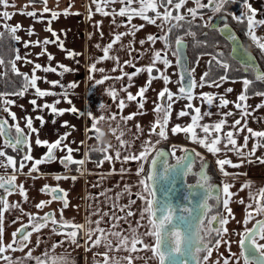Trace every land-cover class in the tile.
Returning a JSON list of instances; mask_svg holds the SVG:
<instances>
[{"label":"snow or ice","instance_id":"1","mask_svg":"<svg viewBox=\"0 0 264 264\" xmlns=\"http://www.w3.org/2000/svg\"><path fill=\"white\" fill-rule=\"evenodd\" d=\"M34 2V0H33ZM46 5V0H43ZM191 2L194 7H187V4ZM9 0H0V5L8 6ZM95 4V13L100 14L103 17L112 16V24H116L119 28L121 26L127 28L125 32H117L113 38L103 48V56L101 60H113L116 62L117 67L121 71L122 75L119 77H110L108 75H102L101 79H95L96 85H103L109 79L121 80L125 76L129 81V87L133 77L143 73H147V80L143 86H140L138 91L133 95L130 91L127 92L126 100L128 102L138 101L137 111L129 115L113 114L108 117L109 133L111 136L118 141V145L109 143L108 145L98 146H86L85 157L82 159H74L73 152H78L77 149H73L69 144L65 143L69 132L66 131L54 142L48 140H35L37 147H46L47 152L41 158L34 159L31 155L32 148L29 144V136L36 133L38 136V129L33 126V119L25 117L27 133L20 127L18 123L9 124L7 119H0V158L5 157L4 149H12L15 153L17 160L19 161L18 168L12 171L11 175H0V191L3 195H0V260L4 261V264H28L29 260H34L35 264H73L71 257L54 255L45 251L43 256H34L32 247H30V241L33 234H36L35 246H40L43 241L41 240V232L44 229H49L54 235L62 236L58 242L50 244L51 249H55L58 246H63L65 242L70 245H74L76 248L81 247L79 242L83 239V247L86 251H90L93 247L103 246L105 252L103 254L97 252L93 255L92 259L95 264H133L134 257L132 255L120 257L118 255H111L110 253L125 251L128 253H136L138 245H143L144 249L151 251V259L158 262V264H206L210 260L213 254L214 248H219L222 244V237L228 232L226 225L229 223V218H234V213L230 207L231 202L244 204V200L232 201L234 193L230 191L233 187L228 181L222 182V188L219 192L213 196V189L216 187L211 183V177L207 173V169L210 167L208 162L204 159L199 152L194 149L182 148V155L176 156V150L173 147L170 151L160 149L158 145L162 140H167L168 133L166 128L170 123V117L172 114L173 104L177 100H186L187 104L185 107L191 110V120L186 125L176 124L171 127L170 131L172 135L183 133L186 139H190L193 143L198 144L206 149V151L214 156L223 153L225 158L216 159L218 171L225 177L232 175L235 176L237 173H229L225 170V166L232 168H239L241 164L247 163L249 166L258 163L264 165V156H255L258 149H264V130L255 131L251 127H248V116L252 115L253 112L249 111L251 108L253 111L256 109L264 108V91L258 90L256 85H264V66L257 63L252 54L247 48L241 44L236 36V33L230 27L227 20V16H231V19L238 24H244L246 22V28L243 29L244 34L250 39L252 45L259 49L262 57H264V34H257L258 29H264V19H257V9L252 7L249 0H92ZM120 3L122 6L118 9H112L111 11L106 10L110 5ZM244 8V11L239 14L229 12L224 15L227 5H240ZM15 7V5H13ZM163 9V12L160 11ZM182 9L185 11L182 13ZM210 9L212 15L208 16V19L203 22L202 25L197 27L209 28L210 30L217 31L224 35L225 39L233 43L232 53L243 51L246 59L244 61H237L241 64L240 68H233L229 61L223 59V53L216 52L212 53H201V55L208 54L210 56L207 62L208 70L205 71L199 79V83L193 78L194 69L191 68L192 61L187 54V42L184 39L186 36L193 38V47L201 48L207 47V41H201L197 39V34L191 31L194 21L199 17L204 20V10ZM175 10V15L173 14ZM50 9L45 6L43 13H48ZM151 13V15H150ZM28 18H35L38 16L36 11H27L21 13ZM71 13L66 9L63 15L68 16ZM219 14L222 24L216 25L213 21V16ZM59 13L51 11V19L48 21L49 25L52 21L58 18ZM93 13L89 11V18ZM127 18L126 24H117L115 17ZM0 17L5 20L10 19V13L3 11L0 13ZM191 17V19H188ZM133 18L142 19L145 24L139 26L132 25L131 21ZM35 22H43L37 20ZM102 22H96L95 27L98 29L101 27ZM147 25H153L158 29L157 34H148L146 38L139 41L140 45L143 46L145 43L155 45L158 41L163 44V48L151 50V57L149 64L144 67H136L134 60L129 59L124 61V65L134 68L132 73H126L123 71V67L119 66V57L112 55L115 51L114 46L122 41V38L128 35L135 37L136 32L141 30ZM9 38L12 41L20 42V37L16 35L17 31L21 29V25L18 23L15 26L5 24ZM45 31L51 33L56 40L44 39L41 41L34 42L36 45L43 47L49 43H58L61 50H66L64 42L59 39L57 32L53 31L51 27H46ZM63 31V30H62ZM183 31L184 36L176 35L174 40V47L172 41V35L174 32ZM29 36L34 34L32 27L26 29ZM103 36V33H100ZM205 35H207L205 33ZM4 38V33L0 32V40ZM24 47L29 46V42L25 41ZM134 41H130L127 45L120 43L121 49H128V54L131 56L132 52L135 51L133 48ZM100 48V45H97ZM67 51V50H66ZM175 57V67L179 70V80L177 83L180 85L177 93H172L167 87L161 90L156 100L154 101V108L152 111L155 114V121L149 125L148 136L149 139L141 140V136L144 133V128L137 123L135 125L136 134H133L131 141L126 140L125 136L131 133V130L127 128V122L132 121L136 115L147 114L145 110V104L147 101L146 93L151 88V85L156 80H162L165 85L170 82V77L157 67V64H162L164 69L172 66V62L167 58L168 52ZM40 53L38 55H43ZM146 54V53H145ZM79 55L73 51H67L68 58H74ZM143 56L137 54L135 59H141ZM19 54L15 56V60L9 61L11 64V71L17 76H21L23 81L21 83V90L11 93L12 96L24 97L26 91L34 89L35 96L42 98L49 95H55L51 91L41 90L37 86V80L39 79L35 75V70H42L44 72H57V68L61 69L59 75L63 76L65 73L72 71L65 67L63 64H59L56 68L43 67L40 64L34 65L33 74L29 78L28 74L20 73L16 67L15 61L21 60ZM49 61L53 59L51 55H48ZM195 62L199 63V57H195ZM235 59V57H233ZM31 63L30 61H26ZM99 62V61H98ZM4 60L0 58V65H4ZM213 68L216 69V73H213ZM117 68H113L112 71H116ZM154 71L158 75H153ZM89 72H105L104 68H97L96 63H93L89 67ZM222 72L223 75H219ZM234 73H242L240 79H242L243 90L237 96L236 101H229L224 95L214 96L210 93H201L200 98L202 103H206L209 106H216L219 108H226L230 103H234L235 109L239 112V119H235L230 125L235 131H227L225 134L220 135L222 128L226 125L228 117L236 115L232 111H228L220 114L221 119L215 123H202L204 117L211 116L212 113L201 111L200 107H194L191 103L194 98V89L196 87H203L205 84L212 87H220L221 84L228 80L229 77ZM89 80H92V75H89ZM53 86L60 84L59 81H51ZM68 88H75L76 85L69 84ZM127 91V88H123ZM228 93L233 91L232 88L225 90ZM107 95L112 98H117V91L115 89H108ZM9 96V93H0V103L4 104L3 111L8 113L13 121L17 119L14 113L9 112V105L13 104V99L5 98ZM262 98L261 103L255 106L249 105L246 102L252 98ZM139 98V99H138ZM64 99H67L65 95ZM218 100V103H217ZM60 101H55L52 104H45L42 107L50 109L53 114L63 115L65 109H58L56 105ZM71 103V101H68ZM32 106H37L36 99L29 101ZM22 107V106H21ZM127 107L125 99H119L117 108L119 112ZM101 109H105L104 105H101ZM68 111L75 113L76 108H70ZM88 115L92 117L91 127L88 131H95L98 133L96 139L99 141L100 129L98 122L105 119L104 116L95 117L93 113L89 112ZM177 117H186L190 115V111L180 110ZM37 120L44 124L42 117L37 116ZM116 123V127H111V122ZM243 121V123H242ZM55 123V121H53ZM124 125L123 127L121 125ZM65 128L72 127L67 121L62 125ZM246 129L249 135L243 136V144H238L237 136H239ZM158 130V131H157ZM202 133V135H198ZM14 133V135H13ZM155 135L157 139L151 140V137ZM254 140L252 147L249 151H245L249 140ZM83 143V142H81ZM223 144V148L221 145ZM138 145V146H137ZM26 149V150H25ZM57 150H66V154L58 158L54 153ZM114 152L116 161L124 164L129 161L137 162L136 175L139 178L137 186L139 191L135 193V196L139 201H142L141 208L139 209V219L135 221V227L129 225L127 234L120 231L106 230L101 227V223L106 216L109 215L107 212L96 211V215L100 217L95 221L89 217L85 224L74 223L71 220L63 218V210L67 209L70 204L67 199L68 192L60 187H51L45 184L39 191L43 194H51V200H41L35 203L37 210H42L45 205L50 204L52 201H61L62 208L60 209L61 216L59 220L55 218L52 212L44 213L43 216L38 214H31L25 212L20 202H11L7 196L11 193L18 194L24 203L29 202V196L25 189L24 183L17 185V172H22L26 167L27 162H32L31 167L25 174L27 179H35L32 173L38 170V166L45 165L47 163L57 162L59 163L66 172H71V166H82L86 162L91 161L92 153H97L100 159L96 160L95 163L98 168H102L105 162H113V155H109V152ZM122 152H130L122 156ZM233 153L236 157L240 158V163H233V160L227 157V153ZM138 153V154H136ZM169 157L175 159V164L169 163ZM254 158V159H253ZM200 160L199 170L194 169L196 160ZM144 162H149L147 171H145ZM13 155H7L6 161L0 159V168H4L6 171L10 166L14 165ZM162 164V168L158 170L157 165ZM125 169L122 167L120 173L123 174ZM109 174H115L114 169L109 170ZM182 175L187 178L193 176L196 178V182L186 183L187 191L183 195L185 203L172 202V195L176 194L175 184L176 177ZM53 179L56 182L59 181H76L77 176L74 175H53ZM158 184H165L167 186L162 187L163 196L157 198ZM99 186V183L93 185V187ZM196 189L203 190V196L195 203H193L192 197L196 196ZM248 189L249 203L246 206V215L244 217V224L254 220L251 227H245L242 232H239L238 246L240 248L239 255L231 254L229 259H224L223 264H229L230 259L236 261V264L242 260L243 264H264V243L259 241L264 240V186H261L258 192H253L251 182L245 183L241 186L240 190ZM129 196V203L127 205L120 206L118 201L124 194ZM100 195L107 197V192H102ZM133 195L131 187L125 185L122 192L112 197L117 203L113 204V208L119 207L121 212H124L127 208L124 217L113 215L112 219L116 221L113 228H119V221L123 219L127 223V219L133 217L135 213L131 211V206L136 204V200L131 199ZM209 200H215L217 205L214 206L209 203ZM254 205V207H253ZM222 206L223 211L220 210ZM18 211L20 216H17L13 223L20 221V227L17 228L13 233L12 242L7 244L4 243V221L5 214L11 211ZM227 213V215H225ZM27 216L28 222H22V217ZM261 217V218H256ZM146 221V223H145ZM95 224V227L92 225ZM144 227L146 231L140 232V228ZM30 229V230H29ZM82 233V236H81ZM95 237V238H93ZM144 237L150 238L154 243H144ZM27 248L26 258H15L11 255H5L6 252H15Z\"/></svg>","mask_w":264,"mask_h":264},{"label":"crops","instance_id":"2","mask_svg":"<svg viewBox=\"0 0 264 264\" xmlns=\"http://www.w3.org/2000/svg\"><path fill=\"white\" fill-rule=\"evenodd\" d=\"M204 2V0H202ZM249 3L252 4V7L257 9V19H264V0H249ZM15 5V7H13ZM47 6L50 11L48 13H43V8ZM122 5L120 3H115L110 5L108 9L118 10ZM187 7H194V4L189 2ZM68 10L71 14L68 16L63 15L65 10ZM3 11H8L10 13V19L5 20L0 17V29L4 27L5 24L10 26H15L18 23L21 25V29L17 31L16 35L20 37V42L13 41V53L11 61L15 60V56L19 54L23 59L15 61L16 67L20 73L28 74L29 78L33 74L34 65L40 64L43 67H53L56 68L59 64H63L65 67L72 69V71L65 73L63 76L59 75L61 69L57 68V72H44L42 70H35V75L39 78L37 80V86L41 90L51 91L55 95H49L42 98H37L35 96L34 89H29L26 91L24 97L12 96L11 93L7 92L9 96L5 97L13 99V104L9 105V112L14 113L17 119L13 121L11 117L3 111L4 104L0 103V115L7 119L9 124L18 123L20 127L27 133L28 129L26 128L25 117H30L33 119V126L38 129V136L36 133H33L29 136V144L32 148L31 155L34 159L41 158L46 154V147H37L35 145V140L39 138L40 140H48L49 142H54L59 135L64 134L66 131L69 132L65 143L69 144L74 150L79 147L78 152H73L74 159H82L85 157L86 146H98V145H108L109 143L113 145H118V141L114 139L109 133V123L108 117L113 114L119 115H129L137 111L138 101L128 102L126 100L127 92L130 91L133 95L138 91L140 86H143L147 80V73L140 74L133 77L131 86L129 87V81L125 76L121 80L109 79L103 85H96L94 83L95 79H101L102 75H108L110 77H119L122 75L121 71L117 67L116 62L113 60H101L103 56L102 48L110 42L114 34L117 32H125L128 29L121 26L117 27L116 24H112V16L103 17L100 14L95 13V4L92 3V0H46V5L43 0H9L8 6L0 5V13ZM27 11H36L38 16L35 18H28L25 15L21 14ZM51 11H56L60 15L58 18L51 22L49 25L48 21L51 19ZM89 11L93 13L91 18H89ZM163 12V9H160ZM181 11H185L182 9ZM244 11L241 10L240 12ZM151 15V13H150ZM43 22H35L41 20ZM117 24H126L127 18L115 17ZM101 21V27L98 29L95 27L96 22ZM246 23V22H245ZM132 25L139 26L145 24V22L140 18H133L131 21ZM32 27L34 34L29 36L26 32V29ZM46 27H51V29L57 32L59 39L64 42L65 49L67 51H73L79 55L74 58L67 57V51L61 50L58 43H49L43 47L36 45L34 42L43 41L44 39L56 40V37H53L50 32L45 31ZM246 28V24H245ZM63 30V31H62ZM103 33V36L100 33ZM158 29L153 25H147L138 32H136L135 37L128 35L122 38L120 43L127 45L130 41H134L133 48L135 51L132 52L130 56L128 54V49H121L120 43L114 46L115 51L111 54L119 57V66L123 67V71L126 73H132L135 69L124 65L125 60L133 59L136 67H144L149 64L151 57V50H159L163 48L161 42L155 43V45H150L145 43L143 46L140 45L139 41L146 38L148 34H157ZM257 34H264V29H258ZM29 42L28 47H24L23 42ZM97 45H100V48H97ZM43 55H38L40 53ZM146 53V54H145ZM137 54L143 56L141 59H135ZM48 55L53 57L49 61ZM201 55V54H199ZM198 55V56H199ZM208 55V54H207ZM167 58L172 62V66L164 69L162 64H157V67L164 71L169 77L170 82L165 85L162 80H156L152 85L149 91L146 93L147 103L145 104V110L147 114L136 115L132 121L127 122V128L131 130L129 135L125 136L126 140L131 141L133 139V134H136L135 125L139 123L144 128V133L141 136V140L149 139L148 130L151 122L155 121V114L152 111L154 108V101L158 93L163 90L164 87H167L172 93L178 92V73L175 67V59L171 54V51L168 52ZM30 61L31 63H27ZM99 61V62H98ZM96 63L97 68H104L105 72L101 74L100 72H89V67L91 64ZM197 67V63L194 62L191 68ZM113 68H117L116 71H112ZM1 69V65H0ZM205 67L199 68V71L203 72ZM202 74V73H201ZM89 75H92L93 79L89 80ZM153 75H158L154 71ZM201 76V75H200ZM51 81H59L60 84L53 86ZM75 84L76 87L68 88L69 84ZM115 89L117 91V98L112 99L107 95L108 89ZM123 88H127V91H124ZM232 88L231 93L226 92L225 90ZM21 90V89H20ZM243 85L242 79L239 78H229L224 81L220 87H212L205 84L203 87H197V90L194 91V96L196 98L191 102L194 107H200L203 112H211V116L204 117L202 123H215L221 119L222 113L232 111L236 115L228 117L226 125L222 128L220 135L223 136L227 131H235L230 125L234 122L235 119H239V112L234 107V103H230L226 108H219L216 106H209L206 103H202L200 98L201 93H210L214 96L224 95L229 101H236L237 96L242 92ZM67 95V99H64ZM36 99L37 106H32L29 101ZM119 99H125L127 107L121 112H119L117 105ZM139 99V98H138ZM60 101L56 107L58 109H65L63 115H56L51 112L50 109L43 108L45 104H52L55 101ZM262 98L253 96L246 103L252 106H255L258 103H261ZM68 101H71L69 103ZM218 103V100H217ZM187 104L186 100H177L173 104L172 114L170 117V123L166 128L168 133V139L162 140L159 145L167 144L172 148L173 143L177 146L180 144H189L193 147L196 152L202 153L209 157L213 162V167L216 174L220 180V189L222 188V182L228 181L233 185L230 188V191L234 193L231 197L232 201H238L243 199L244 204H239L235 202L230 203V207L233 210L234 218H229V223L226 225L228 232L225 233L222 237V244L219 248H214L213 254L210 257V260L206 264H223L224 259H229L231 254L239 255L240 248L238 246L239 232H242L245 227H249L253 220L249 221L247 224H244V217L246 215V206L249 203L248 199V189L240 190L241 186L245 183L251 182L252 191L258 192L261 186H264V165L255 163L249 166L247 163L241 164L239 168H232L230 166H225V170L229 173H237V175H229L227 177L223 176L218 171V166L216 164V159L225 158L223 153L213 155L206 151L202 146L193 143L190 139H186L183 133L172 135L171 127L176 124L186 125L191 120V110H188L185 105ZM101 105L105 106V109H101ZM22 106V107H21ZM76 108L75 113L68 111L70 108ZM190 111V115L186 117H177V113L180 110ZM249 111H252L253 114L248 116V127H251L255 131L264 130V108L256 109L253 111L251 108ZM93 113V116L100 117L104 116L103 121L98 122V127L100 129L99 141L95 138L98 133L95 131H88L91 127L92 117L88 113ZM37 116H40L44 120V124L41 125V122L36 119ZM55 121V123H53ZM67 121L70 126L74 128L63 127V123ZM243 123V121H242ZM124 126L123 124L121 125ZM111 127L115 128L116 123L111 122ZM158 131V130H157ZM184 135V136H183ZM198 135L202 133L198 132ZM249 135L246 129L237 136L238 144H243V136ZM157 137L153 135L151 137L152 141H155ZM2 142V138H0ZM83 142V143H81ZM254 140L250 139L245 151H249L252 147ZM175 145V148H176ZM138 146V145H137ZM223 148V144L221 145ZM26 150V149H25ZM5 151V157L0 158L6 161L7 155H13L14 165L10 166L6 171L4 168H0V175H11L12 171L19 166V161L17 160L15 154L11 151ZM58 158L66 154V150H57L54 153ZM131 154L130 152H122L121 159L123 155ZM138 154V153H136ZM109 155H113L114 152H109ZM255 156H264V149H258L255 153ZM227 157L233 160V163H240V158L236 157L233 153H227ZM102 158V157H100ZM99 158V159H100ZM92 162H86L82 166H71V172L68 173L66 170L57 162L47 163L45 165L38 166V170L32 175L36 177L33 179H27L25 174L28 172V169L31 167L32 162H27L26 167L22 172H17L16 184L19 185L24 183L25 189L27 190V195L29 196V202L24 203L22 198L16 194L11 193L7 198L11 202H20L22 208L25 212L31 214H38L43 216L46 212H52L59 220L61 216L60 209L62 208L61 201H52L50 204L45 205L42 210H37L35 208V203H38L41 200H51V194H43L39 190L47 184L49 188L51 187H60L68 192L67 199L70 206L67 209L63 210V218L66 220H71L74 223L85 224L86 220L91 217L92 221L100 219L96 215V211L107 212L108 216L104 218L101 223V227L106 230L111 231H120L127 234L129 230V225L135 227V221L139 219V209L141 208L142 201H139L135 196V193L140 189L137 186L138 177L136 175L137 162L129 161L127 163H120L119 161L114 160L113 162H105L102 168H98L95 159L91 156ZM254 159V158H253ZM98 160V159H97ZM146 164V162H144ZM125 169L123 174L120 173L121 168ZM114 169L115 174H109V170ZM74 175L78 179L76 181H59L56 182L53 179V175ZM99 183V186L93 187ZM131 187L133 195L131 199L136 200V204L131 206V211L135 213L133 217L127 219V223L121 219L119 221V228H113V225L116 223L112 219L113 215H118L124 217L127 208L124 212L119 210V207L113 208V204L117 203L112 197H115L117 193L122 192L125 185ZM102 192H107V197L100 195ZM0 195H3V192L0 191ZM129 196L125 193L121 196L118 201V205L123 206L129 203ZM254 207V205H253ZM220 210L223 211L222 206ZM227 215V213H225ZM20 216L18 211H11L5 214V233H4V243L7 244L12 242L13 237L12 233L20 225V221L13 223V220ZM258 218V217H256ZM22 222L27 223L28 217L23 216ZM146 223V221H145ZM95 227V224L92 225ZM30 230V229H29ZM146 231L144 227L140 228V232L143 233ZM82 236V233H81ZM95 238V237H93ZM63 239L62 236L54 235L50 232L49 229H44L41 232V240L43 243L40 246H35L36 234H33L30 241V247H32L34 256H43L45 251H48L51 254H58L60 256H69L73 264H95L92 257L95 253L99 252L103 254L105 248L103 246L93 247L90 251H86L83 247L84 241L80 239L79 242L81 247L76 248L74 245H70L65 242L63 246H58L55 249L50 248V244L53 242H58ZM144 243H154L150 238L144 237ZM264 243V240L259 241ZM138 251L136 253H128L125 251L113 252L111 255H118L120 257L132 255L134 257L133 264H158L157 261L151 259V251L144 249L143 245H138ZM28 249L15 251V252H6L5 255H11L15 258H26V253ZM0 264H4L3 260H0ZM28 264H35L34 260H29ZM229 264H236V261L230 259ZM239 264H243L241 260Z\"/></svg>","mask_w":264,"mask_h":264},{"label":"trees","instance_id":"3","mask_svg":"<svg viewBox=\"0 0 264 264\" xmlns=\"http://www.w3.org/2000/svg\"><path fill=\"white\" fill-rule=\"evenodd\" d=\"M239 5H227L225 9V14L232 12L235 10ZM210 9L204 10V12L209 11ZM173 13H175V10H173ZM188 19H191V17H188ZM227 20L229 24L235 29L236 33L239 35L242 44L250 49L253 54L255 55L257 62L264 66V57H262L259 49H257L254 45H252L250 39L244 34L243 29L245 28V24H238L237 22L233 21L231 19V16H227ZM203 20H201L199 17L194 21L191 31H194L197 34V39L201 41H207V47H201V48H194L193 47V38L190 36L184 37V39L187 42V54L192 61L191 66L193 65L195 61V57L201 53H212L215 54L216 52L223 53V59L229 61V63L232 65L233 68H240L238 66V63L232 59L228 55V44L227 42L217 33V31L210 30L209 28L204 27H197L198 25H202ZM0 32L4 33V38L0 40V58L4 60V65H1L0 70V93H7V92H17L21 89V83L23 81V78L21 76H17L13 74L11 71V64L9 61H11L12 53H13V41L9 38V34L5 27H2L0 29ZM205 33L207 35H205ZM176 35L184 36L183 31H177L174 32L172 35V41L174 42ZM210 56H208L205 64V69L202 72V74L208 70L207 62L209 61ZM213 73H216V69L213 68ZM201 74V75H202ZM219 75H223L222 72L219 73ZM242 73H234L229 78H239L241 77ZM258 90L264 91V85H256ZM164 146L171 147L170 145L163 144ZM7 151H11L14 153L12 149H6ZM15 154V153H14ZM205 158V157H204ZM208 164L210 167L208 168L209 173L211 174V178L216 180L220 183L219 177L216 174L214 167L210 160H208ZM191 177V176H190ZM189 177V178H190ZM219 206V205H217Z\"/></svg>","mask_w":264,"mask_h":264},{"label":"water","instance_id":"4","mask_svg":"<svg viewBox=\"0 0 264 264\" xmlns=\"http://www.w3.org/2000/svg\"><path fill=\"white\" fill-rule=\"evenodd\" d=\"M224 15H226V14L224 13ZM212 22L214 24H216V25H221L222 24V20H221L219 14L217 16H213V21ZM230 27L236 33L235 29L231 25H230ZM217 33L227 42V44H228V55L232 59H233V57H235L234 60L236 62L237 61H244L246 59V57L244 56L243 51H238L237 53H232L233 43L231 41L226 40L223 34H221L219 32H217ZM236 36H237L238 41L242 44V41H241V39H240V37H239V35L237 33H236ZM173 47H174V42H173ZM248 51L252 54V56L257 61V59H256L255 55L253 54V52L250 49H248ZM238 66L241 67V64L238 63ZM176 70H177V73H178V80H179V70L177 68H176ZM0 119H4V118L3 117H0ZM13 135H14V133H13ZM158 147L160 149L165 150V151H170L164 145H158ZM185 148L191 150L190 147H185ZM180 155H182V152H180L178 156H180ZM204 159L208 162V159L207 158H204ZM169 163L175 164V159L170 160V157H169ZM148 166H149V162H147V164H146V171L148 169ZM157 168H158V170L160 168H162V164H159L158 163ZM199 168H200V163H199V165L197 167H194V169L197 170V171L199 170ZM206 171L210 175L208 169ZM195 182H196V178L195 177H193L192 180L187 181L186 178L183 177L182 175L177 176L176 177V184L174 186L177 191H176V194L175 195H172V197H171L172 198V202L174 204H176V203H185V201L183 200V195L187 191V189H186V183H192V184H194ZM211 183L216 186L213 189V196H215L219 192V190H220V183L217 182L216 180H211ZM164 186H167V185H165V184H158L156 186V188H157V198L158 199L163 196L162 187H164ZM195 191H196L197 195L194 196V197H192L193 203L197 202L203 196V194H204L202 189H196ZM211 201L212 202L209 201L210 204H212L214 206H217V202L215 200H211ZM259 218H261V217H259ZM253 223H254V220H253V222L251 223V225L249 227H251ZM19 227H20V225L17 228H19Z\"/></svg>","mask_w":264,"mask_h":264},{"label":"rangeland","instance_id":"5","mask_svg":"<svg viewBox=\"0 0 264 264\" xmlns=\"http://www.w3.org/2000/svg\"><path fill=\"white\" fill-rule=\"evenodd\" d=\"M202 2H203V1H202ZM204 2L206 3V0H204ZM241 10H243L242 3H241V4H240L235 10H233L232 13L239 14V12H240ZM182 13H183V11H182ZM173 14L175 15V13H173ZM209 15H212L211 10L204 12V20H203V22L206 21V20L208 19V16H209ZM208 56H209V55H207V54L199 55V56L197 55V57H199V63L197 64V67L194 68V73H193V78L197 81V83H199L200 75H201V73H202V71H201V72L199 71V68L202 67V69H203V68L205 67L206 60H207ZM174 59H175V57H174ZM194 62H195V61H194ZM0 70H1V69H0ZM177 86L180 87V85H179L178 83H177ZM195 90H197V87H196L193 91H195ZM0 117H2V116L0 115ZM183 136H184V135H183ZM175 145H176V144L173 143L172 148H170L169 150H172L173 147L175 148ZM185 147H190L191 149H193V147L190 146L189 144H180V145H178V146L176 145V148H175V150H176V156H178L179 153L181 152V149H182V148H185ZM200 154H201V156H203V157H205V158H207L208 160L211 161V159H210L209 157H207L206 155H204V154H202V153H200ZM91 156H92L93 159H95V160H97V159L100 158V156H99L97 153H95V152L92 153ZM170 159L173 160V158H170ZM199 161H200V160L197 159L196 162H195V164H196V163L198 164ZM199 163H200V162H199ZM211 163H212V165H213V162H212V161H211ZM146 164H147V162H146ZM146 164H144V165H145V171H146ZM197 164H196V165H197Z\"/></svg>","mask_w":264,"mask_h":264},{"label":"flooded vegetation","instance_id":"6","mask_svg":"<svg viewBox=\"0 0 264 264\" xmlns=\"http://www.w3.org/2000/svg\"><path fill=\"white\" fill-rule=\"evenodd\" d=\"M170 148H171V147H168V149H170ZM170 158H171V157H170ZM173 159H174V158H173ZM170 160H172V159H170ZM199 162H200V161H199ZM199 162H198V164L196 163L197 165H196V164H194V167H197V166L199 165ZM189 177H190V176H189ZM189 177H187V178H186V180H187V181H189V180H192V179H193V176H191L190 178H189ZM210 177H211V174H210ZM211 180H214V179H212V178H211ZM209 201H210V202H212L211 200H209ZM258 218H259V217H258Z\"/></svg>","mask_w":264,"mask_h":264}]
</instances>
